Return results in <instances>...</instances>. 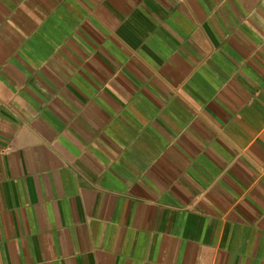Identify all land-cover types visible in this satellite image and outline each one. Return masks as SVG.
Here are the masks:
<instances>
[{
  "label": "crops",
  "instance_id": "crops-1",
  "mask_svg": "<svg viewBox=\"0 0 264 264\" xmlns=\"http://www.w3.org/2000/svg\"><path fill=\"white\" fill-rule=\"evenodd\" d=\"M0 264H264V0H0Z\"/></svg>",
  "mask_w": 264,
  "mask_h": 264
}]
</instances>
